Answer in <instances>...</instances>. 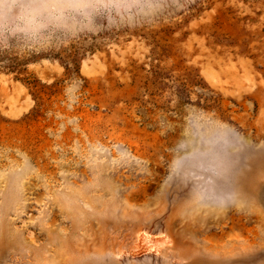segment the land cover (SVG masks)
Returning <instances> with one entry per match:
<instances>
[{
	"label": "rangeland",
	"instance_id": "1",
	"mask_svg": "<svg viewBox=\"0 0 264 264\" xmlns=\"http://www.w3.org/2000/svg\"><path fill=\"white\" fill-rule=\"evenodd\" d=\"M45 2L0 22V264H264V0Z\"/></svg>",
	"mask_w": 264,
	"mask_h": 264
},
{
	"label": "clouds",
	"instance_id": "2",
	"mask_svg": "<svg viewBox=\"0 0 264 264\" xmlns=\"http://www.w3.org/2000/svg\"><path fill=\"white\" fill-rule=\"evenodd\" d=\"M0 5L4 6V12L0 14V22L5 29L13 31H24L25 26L30 22L46 19L47 11L52 7L45 0H7V3L5 0H0Z\"/></svg>",
	"mask_w": 264,
	"mask_h": 264
}]
</instances>
